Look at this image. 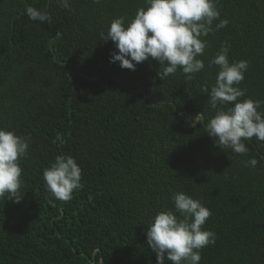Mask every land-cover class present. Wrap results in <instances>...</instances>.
Returning <instances> with one entry per match:
<instances>
[{
  "label": "trees",
  "instance_id": "16d2710c",
  "mask_svg": "<svg viewBox=\"0 0 264 264\" xmlns=\"http://www.w3.org/2000/svg\"><path fill=\"white\" fill-rule=\"evenodd\" d=\"M215 2L229 23L202 38L204 70L163 81L151 58L135 71L110 62L118 50L101 38L115 19L127 28L148 0H69L70 10L60 0L49 9L48 0H0V130L29 143L21 203L0 198V264H158L146 233L162 211L182 219L179 193L212 213L202 230L216 243L200 264H264V142L242 141L248 153L239 155L205 130L220 71L209 65L225 42L230 64L249 62L241 101H260L264 115V0ZM27 7L50 22L32 21ZM66 156L84 187L65 204L43 173ZM252 159L257 166H246Z\"/></svg>",
  "mask_w": 264,
  "mask_h": 264
},
{
  "label": "clouds",
  "instance_id": "9594fccd",
  "mask_svg": "<svg viewBox=\"0 0 264 264\" xmlns=\"http://www.w3.org/2000/svg\"><path fill=\"white\" fill-rule=\"evenodd\" d=\"M94 3L100 4L101 0H94ZM60 4L70 10L69 0H60ZM148 4L147 10H138L127 28L124 27L126 18L121 17L111 23L107 36L101 33L105 43L111 40L119 53H113L110 62H120L122 69L135 71L136 65L151 58L163 66L158 72L160 80L165 81L182 69L187 80L191 81L194 74L205 68L204 62L197 59L208 47L202 38L226 28L228 20H220L215 0H148ZM25 14L34 22H50L46 12L33 7H27ZM216 21L220 22L214 29ZM228 51L225 42L209 65L218 66L220 71L209 98L215 116L205 130L220 149L230 148L236 154L246 155L248 149L242 141L255 137L264 142V115L258 112L260 101H241L246 90H241L238 85L245 79L249 62L230 64ZM201 92L207 94L209 88L205 85ZM230 104L234 107L226 109ZM193 119V127L201 124L202 113ZM28 149L27 138L0 130V198L7 195L8 201L21 203L23 186L19 165L21 159L27 157ZM257 164L258 161L252 159L246 166L256 167ZM43 178L52 197L65 204L73 199L74 191L84 187L81 168L71 156L57 157L55 163L44 171ZM173 201L175 212L182 219L172 211L160 212L148 227L147 245L156 254L158 264H165V259L172 264H200L201 250L216 243L214 232L202 230L212 213L201 202L183 193L175 194Z\"/></svg>",
  "mask_w": 264,
  "mask_h": 264
},
{
  "label": "water",
  "instance_id": "95a60500",
  "mask_svg": "<svg viewBox=\"0 0 264 264\" xmlns=\"http://www.w3.org/2000/svg\"><path fill=\"white\" fill-rule=\"evenodd\" d=\"M50 1H51V0H48V9L50 8ZM51 49H52V47H51ZM185 117H186V116H185ZM185 117H184V118H185Z\"/></svg>",
  "mask_w": 264,
  "mask_h": 264
}]
</instances>
